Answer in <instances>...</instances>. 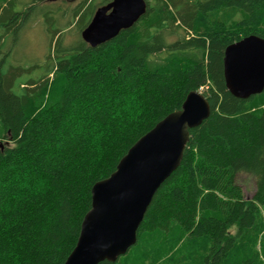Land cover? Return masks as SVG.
<instances>
[{"label":"trees","instance_id":"16d2710c","mask_svg":"<svg viewBox=\"0 0 264 264\" xmlns=\"http://www.w3.org/2000/svg\"><path fill=\"white\" fill-rule=\"evenodd\" d=\"M58 1L73 0H0V264H63L92 185L191 90L207 98L209 116L189 129L135 244L98 264H145L147 254L154 264H167L166 254L228 264L234 251L248 253L239 264H264V249L246 250L237 239L264 212V90L235 97L223 76L227 45L250 34L264 38V0H145L137 22L94 47L81 31L111 0H83L66 11ZM68 11L72 45L56 27ZM38 20L53 45L45 61L6 67L19 30ZM43 65L42 75L17 81ZM240 173L254 180L250 198L236 183Z\"/></svg>","mask_w":264,"mask_h":264},{"label":"water","instance_id":"95a60500","mask_svg":"<svg viewBox=\"0 0 264 264\" xmlns=\"http://www.w3.org/2000/svg\"><path fill=\"white\" fill-rule=\"evenodd\" d=\"M146 11L145 0H111L99 6L81 31L94 47L131 27ZM223 76L227 90L248 98L264 90V38L250 34L224 49ZM210 114L207 98L189 91L180 109L167 114L136 140L119 159L115 170L96 181L91 203L83 215L79 234L63 264L115 262L136 242L138 226L153 194L177 168L189 129Z\"/></svg>","mask_w":264,"mask_h":264},{"label":"rangeland","instance_id":"374dc122","mask_svg":"<svg viewBox=\"0 0 264 264\" xmlns=\"http://www.w3.org/2000/svg\"><path fill=\"white\" fill-rule=\"evenodd\" d=\"M83 0H73L71 2H61L58 1L59 6L66 11L67 8H73L72 6H75L79 2ZM19 6V5H18ZM52 5L49 4L48 7H51ZM20 7V6H19ZM86 5H83L80 9L81 12L85 9ZM80 12V13H81ZM71 13L68 11L63 14L61 18L60 24H56V27L60 29L63 33L64 38V44L72 45L74 41V28L73 26H69L68 21L71 19ZM33 23V24H31ZM30 25L23 26L22 29L19 30L20 34H18V41H16V44L14 45V50L10 53V56L8 57L6 61V67L9 65L13 66H21L23 68H30L35 63H41L45 61L46 55L50 50L53 49V45H49V31L45 29V25L41 23V21H32ZM188 35H192V31H188ZM62 38V37H61ZM76 43V42H75ZM63 45V46H67ZM5 67V68H6ZM45 72V66H41L37 69H30L28 71L22 72L19 77L17 78L18 82L26 81L30 78L38 77L42 75ZM205 90L204 88L201 89V91ZM1 143V142H0ZM236 183L241 187L243 195L245 198H250L255 189V183L251 176L240 173L236 176ZM231 233H235V228L231 229ZM251 235V238L249 237ZM182 235H179L180 241L185 240V236L181 237ZM175 237L176 236H171ZM168 237V238H171ZM238 242L244 243L245 249L249 248L251 251L253 250H262L264 249V212L260 210L259 216L257 218L256 225L249 231L245 233V236L242 238H237ZM249 240V241H248ZM162 240L158 238L157 243H160ZM180 242H178V245ZM199 250V249H198ZM247 250V249H246ZM173 251V250H172ZM205 251V249H204ZM203 250H199L198 253L200 255L204 254ZM184 253V252H183ZM125 255V254H124ZM172 254H166V263L167 264H199L200 263V257L195 256V254H192V258L184 256L183 254L168 257ZM244 255L247 254H235V251L233 254L230 255V259L228 264H239V261L244 257ZM264 255V254H261ZM203 256V255H202ZM164 257V258H165ZM193 257L195 260H193ZM164 258H160L163 259ZM170 258H174V263H171V261H168ZM154 257L151 254H147L145 256V264H154V261H152ZM155 260V259H154ZM195 261V262H194Z\"/></svg>","mask_w":264,"mask_h":264},{"label":"bare ground","instance_id":"6f19581e","mask_svg":"<svg viewBox=\"0 0 264 264\" xmlns=\"http://www.w3.org/2000/svg\"><path fill=\"white\" fill-rule=\"evenodd\" d=\"M178 24V23H177Z\"/></svg>","mask_w":264,"mask_h":264}]
</instances>
